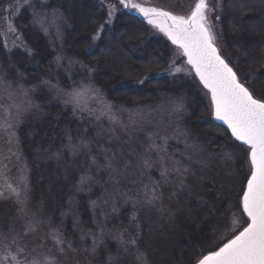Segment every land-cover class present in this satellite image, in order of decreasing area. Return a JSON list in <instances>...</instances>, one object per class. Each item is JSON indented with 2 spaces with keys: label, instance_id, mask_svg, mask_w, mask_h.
Instances as JSON below:
<instances>
[{
  "label": "rangeland",
  "instance_id": "obj_1",
  "mask_svg": "<svg viewBox=\"0 0 264 264\" xmlns=\"http://www.w3.org/2000/svg\"><path fill=\"white\" fill-rule=\"evenodd\" d=\"M98 1L107 6V13L109 5L126 11L122 9L119 0ZM211 2L214 7L216 1ZM150 3L171 10L174 14H183L193 5L194 0H150ZM36 6L39 7V0H36ZM52 8L56 7H48L47 10L51 12ZM12 11L15 12L16 9L13 8ZM215 15L212 16L213 21ZM63 16L66 17L64 14ZM31 19L29 13L21 19L22 22L17 21L19 17L16 18V31L9 33L7 37L4 35L7 24L0 27V45L7 44V48H0V80L10 82L0 84V192H3L0 196V242L5 233L11 239V227L16 233L23 234L19 242L27 244L29 249L35 247L37 254H56L52 235L58 234L65 249L69 243L77 249L71 255L80 264H137L135 246L126 243L132 239L136 240L140 251L146 253L148 264H190L193 248L207 249L213 241L219 243L221 239L226 242L230 238L229 233L242 223L240 213L234 206L238 184L229 189L227 182V191L231 197L236 196L232 197L231 203L223 205V200L228 199V196L217 195L216 200H220V203H210L212 214L203 219L207 223L205 231L209 236L203 242L205 247L200 241L195 243L191 240L188 242L191 253L189 250L190 256H187V251L183 248L181 251L180 241L174 236L186 229L185 223L184 226L179 224L180 214L184 211L188 215L190 210L180 205L187 202L185 193L199 203L206 197L200 189L201 185L204 188L212 185L213 179L217 184L220 172L224 176L225 171L232 169L236 180L247 173V164L241 159L243 148L238 151L232 142L220 141L216 137L214 141L206 139L213 136L194 132L186 123L189 119L187 115L178 116L172 111L171 101L183 96L186 113H193L192 104L198 96L193 97L186 90H176V86H173V89L160 92L155 99L134 101L131 104L118 103L95 83L93 73L90 72L92 67L81 59H76L67 50V18L60 22L59 34L56 27H51L47 35L38 25H30ZM26 28L38 36L34 40L41 38L52 52L51 60L41 73L27 75L25 70L11 61L10 55L14 50L21 54L30 49L26 69L33 73L35 70L32 68L39 67L32 55L34 48L25 37L29 35L23 31ZM149 29V34L142 39L143 44L135 43V40L128 41L132 46L131 52L139 57H143L142 48L154 34L167 39L150 25ZM169 46L172 48L169 62L175 59V67L183 68L184 71L175 72L171 69L169 72H160L156 78L165 75L182 76L191 83L198 84L202 90L200 98L205 99L209 105V94H206L194 74L186 75L188 66L185 59L174 56L178 50L176 46ZM169 62L165 68L170 67ZM63 76L67 79L65 84L62 82ZM89 84L99 89V94L85 98L84 109L78 108L73 114L72 104L65 106L63 103L65 94L73 88L79 89L81 85ZM147 87L152 89L154 85L148 83ZM109 103L114 105L111 112L104 107ZM53 105L59 107L55 116L65 113L63 121L52 115ZM204 113L206 112L202 109L192 115L191 119ZM208 120L219 127L211 116H208ZM5 122L15 126L6 130ZM46 122H53L54 129L58 125L60 133H55L51 140L47 139L45 144H51H44L43 151L33 149L30 153L22 152V139H33L32 136L40 129L34 130L41 128ZM199 124L207 125L205 122ZM27 126H31L29 130L34 133L21 138L19 129ZM210 130L212 129L207 131ZM10 131H15L18 142L14 139L11 144L8 143ZM43 135L45 134H41L40 140ZM226 135L229 139L230 133ZM226 152H232L233 158L225 159ZM145 160L152 167L146 168ZM31 166L44 173L40 179L49 178V174L55 178L57 190L54 195L62 194V203L60 199L58 205L52 198L49 206L41 198L34 199L33 192L41 191L38 184L35 183V189L32 186ZM161 168L167 169L166 177H161ZM181 179L184 180L183 187L180 185ZM25 184L27 191L24 190ZM154 184L159 198L149 205L145 201V192L151 196ZM12 188L18 191V196L12 192ZM20 201H24L23 205ZM19 207H23L24 211H18ZM83 213L85 215L81 219ZM233 220L237 223L233 224ZM195 223L199 227L200 223ZM28 225L34 230L25 232ZM94 240L95 252L92 251ZM2 255L0 252V256Z\"/></svg>",
  "mask_w": 264,
  "mask_h": 264
},
{
  "label": "snow or ice",
  "instance_id": "obj_2",
  "mask_svg": "<svg viewBox=\"0 0 264 264\" xmlns=\"http://www.w3.org/2000/svg\"><path fill=\"white\" fill-rule=\"evenodd\" d=\"M119 4L122 9L134 12L147 25L163 33L178 50L174 56L186 58L185 63L188 66L186 75L194 73L199 84L207 90L206 94H210L209 111L196 117V120L211 126V121L208 120V116H211L222 122L227 126L225 133H230L229 140L234 147L244 149L241 159L247 164V173L236 180L235 172L228 169L223 176V180L229 184V189L238 184L237 200L234 206L240 213L242 223L229 233L230 238H227L226 242L221 239L219 243L213 241L207 249L193 248L190 264H264V96H257L249 83V77H251V83L260 81L261 89L264 90V22L259 28L252 26L249 29L250 34L259 35V44L249 45L243 52L247 60L251 61L252 66H257L258 70L257 72L245 71L241 74L234 66L236 62L232 60L231 54L225 56L220 45L223 32L222 30L218 32L217 27L221 16L215 15V13L223 10L221 0H216L214 7L211 0H194L193 5L183 14H174L173 11L166 10L162 6L153 5L150 0L149 2L119 0ZM13 8L16 9L15 12L12 11ZM47 8V0H39V7L36 6V0H15V2L0 0V27L7 24L4 32L5 37L9 33H15V19L19 17L20 12L26 9L29 10L32 17L29 21L30 25H38L45 35L48 34L49 28L56 27L59 34L60 22L66 21V17L58 8H52L51 12ZM229 8L233 11L240 10L241 13L244 9L255 10L250 4L235 2L230 3ZM260 8L264 10V0H260ZM118 11L121 9H117L115 5H109L108 19L93 33L90 38L92 42L101 36L105 24L113 22ZM213 15H215V21L212 20ZM9 21L11 23H8ZM27 26L22 25V27ZM232 30L233 32L241 31L236 24L232 25ZM135 35V31L122 32L117 38V47L131 51L132 46L125 45L123 41L125 38L131 40ZM139 43L143 44L144 41L140 40ZM91 46L88 44L85 50ZM241 47L244 48V45ZM0 48H7V44L0 45ZM28 54L31 55L30 49ZM57 59L59 60L60 57ZM169 63V68L160 69L153 67V63L149 61L141 64L144 69L142 73L139 71L133 73L128 71L130 65L124 60L122 69L128 76L131 77L135 74L138 77L129 82L131 85L143 86L160 72H169L171 69H174L175 72L184 71L183 68L175 67L177 63L175 59ZM8 83L10 82L0 80V84ZM120 83L125 84V81ZM98 94L99 89H95L91 84L81 85L79 89L73 88L71 92L66 93L63 103L65 106L72 104L73 114H75L78 108L84 109L85 98ZM183 100V96L173 99L171 101L172 111L178 116L187 115L190 119L194 112L186 113ZM104 107L108 112H111L114 105L109 103ZM16 123L18 124L19 120ZM14 126L7 122L4 124L6 130ZM8 137L10 144L14 139L17 142L19 140L15 131H10ZM206 139L214 141L215 137H206ZM224 156L229 160L233 158L232 152H226ZM144 165L146 168L152 167L147 160L144 161ZM109 167H111V163H109ZM160 175L166 177L167 169L161 168ZM180 185L183 187V179H181ZM212 186L216 187L215 179L212 180ZM8 187L11 188V185ZM11 190L17 196L19 195L15 188ZM24 190L27 191L26 184ZM2 195L3 192H0V196ZM158 198L154 184L151 196L145 192V201L151 205ZM19 203L23 205L24 201ZM18 211L23 212V207H19ZM236 223L237 221L233 220V224ZM33 230L31 225L25 228V232ZM9 232L13 233L11 239L5 233L2 242H0V252L3 253L0 256V264H80V261L75 260L71 255L76 253L77 249L73 248L70 243L65 249L64 242L58 234L52 235L56 254H37L35 247L29 249L27 244L19 242L23 234L16 233L11 227H9ZM95 243L94 240L93 252H95ZM126 243L135 246L137 264H148L146 253L140 251L135 239ZM125 251H127V247Z\"/></svg>",
  "mask_w": 264,
  "mask_h": 264
},
{
  "label": "trees",
  "instance_id": "obj_3",
  "mask_svg": "<svg viewBox=\"0 0 264 264\" xmlns=\"http://www.w3.org/2000/svg\"><path fill=\"white\" fill-rule=\"evenodd\" d=\"M235 1L238 3L250 4L255 10L249 11L248 9H244L243 13H241L240 10L233 11L229 8V4ZM221 3L223 4V10L217 11L216 15L221 16L217 28L218 32L221 30L223 32V36L220 39V45L222 46L223 54L225 56L231 54L232 60L236 62L234 66L241 74H243L245 71L257 72V66H252L251 61L247 60V58L243 55V52L249 45L259 44L260 41L258 34L249 33V29L252 26L259 28L261 23L264 22V10L260 8V0H221ZM47 4L48 7H56L60 9L61 12L66 16L68 20V26L66 27L65 31L67 50L74 57H76V59H81L87 64V66L92 67L90 72L93 73V80L109 98L115 100L118 103L131 104L134 101L155 99L160 92L170 90L171 88L173 89V86H176L174 88L176 90L183 89L186 90L190 95H193V97L198 96L196 97L197 100L192 104L194 108L193 115H196L197 112H200L202 109L206 113L209 111L208 102L205 99L200 98L202 90L198 84H193L190 82V80L183 78L182 76L171 77L169 75H165V77L163 76L161 78L155 77L149 80L143 86L130 85L129 82L134 81L138 77L135 74L130 77L125 73V71H123L122 62L124 60H126L130 65L128 69L129 72L135 73L136 71H139L142 73L144 69L141 67V64L147 63L149 61L153 63V67L155 68H165L169 62V59L171 58L172 52V48L169 46L170 44L167 42V40L157 34H154V37L151 38L145 46H143V57H139L127 49L117 47V38L127 29H133L136 31L135 37L131 39L135 40V43L139 42L149 34V25H147L146 22H143L142 19L136 16L133 12L118 11L113 18V22L109 25H106L102 30L101 36L95 42H92L90 39L91 36L93 33H95L96 29L106 21L107 6H105L104 3L99 2L98 0H48ZM28 13L29 12L27 9L21 12L19 15V20L17 21L22 22L21 19ZM233 24H236L241 29V31L233 32ZM23 31H25V34H29L25 35V37L27 38L28 43H30V45H32L34 48V54L32 55L39 67H33L32 69L35 70L33 73L27 71L26 67L28 66L25 63H27L30 59L28 58V52L20 54V51L14 50V53L10 55L11 61L20 69L25 70L27 75L36 74L40 71L43 72L52 58V52L48 49L44 40L41 38L39 40H34L38 36L36 35V37L32 32H29L27 28ZM131 40L125 38L123 43L125 45H130L128 41ZM88 44H94V46H91L85 50ZM241 45H244V48H242ZM1 61L6 63L3 58H1ZM53 65H55V63H53ZM66 80L67 79L63 76V84L66 83ZM121 81H125V84H121ZM148 83L153 84L154 88L149 89L147 87ZM249 83L257 96H264V90L261 89L260 81L251 83V77H249ZM130 87H132V89ZM51 109L52 115L54 117H59V119L62 121L64 120L63 118H65V113L62 115L57 114L59 116H55V113H57V110H59L57 105H53ZM196 117H193L192 119L190 118L186 121V123L191 126L194 132H199L200 134L205 135L209 134L213 137L219 138L220 141H230L227 139L225 128L220 126L216 127V125L213 124H211V126L209 124L203 125V127L196 120ZM66 119H69V117H66ZM52 123L53 122H46L43 123L44 126L41 128H36L34 131L38 129L40 130L35 132V134L32 136L33 139L30 140L26 138L24 140L23 138L21 141L22 152L30 153V151L33 149L43 151L45 146L50 145L51 142L45 144L48 142L47 139L51 140L52 136L59 132V126L57 125V127L54 129L53 126L55 125H52ZM30 128L31 126L21 127L19 129L20 137L22 138L23 135L25 137L27 134L32 135L34 131L30 132ZM208 129L212 130L209 132L207 131ZM42 133L45 135H43L42 140H40ZM56 138L59 139L60 137ZM235 149L238 150L239 148ZM31 169L33 177L32 186L35 189V183L38 184L37 186L41 191L40 193L36 191L33 192L32 196L34 199L41 198L46 201L47 205L49 206L51 204L52 198L54 199L55 203H58V205L60 204V199L62 203V194L55 193L54 195V192L57 190L55 178L49 174V178L40 179V176H42L44 173L40 172L39 169L35 170L34 166H31ZM226 184L227 183H225L223 180L222 172H220L216 187L207 185L204 188V186L201 185L200 189L205 193L203 194V196H206L204 198L205 200L201 199V201L197 203L187 193L184 194L187 198V202H183L180 205L183 206L184 209L188 208L190 210L192 209V211L189 210L188 215L184 214V211L180 214L179 224L184 226L183 224L185 223L186 229H184L182 232H177L174 236L180 241L179 244L181 245V251L182 248L187 251V256H190V247L188 246V242L192 240V242L198 243L200 241L201 244H203L202 246L205 247L203 242L209 239L208 233L205 231V228H207V223L203 222V219L204 216L212 214L211 207H209L210 203H212V205L218 202L220 203V200H216L217 193H219V195L228 196V199L223 200V205L226 203H231L233 200L232 197L235 198L236 195H232L231 197L230 192L227 191L228 188L226 187ZM198 195H200L202 198V194L199 193ZM56 199L59 200V202H57ZM176 204L178 205V203ZM223 205L221 206L223 207ZM219 212L221 211H218V213ZM84 215L85 214L83 213L81 219H83ZM218 216H220V214ZM216 219L218 220L219 218ZM187 220H193V222H188ZM195 222L200 223L199 227H197ZM193 239H195V241ZM177 248L178 247L175 248V254L177 252Z\"/></svg>",
  "mask_w": 264,
  "mask_h": 264
},
{
  "label": "water",
  "instance_id": "obj_4",
  "mask_svg": "<svg viewBox=\"0 0 264 264\" xmlns=\"http://www.w3.org/2000/svg\"><path fill=\"white\" fill-rule=\"evenodd\" d=\"M185 60H186V58H185ZM198 79V78H197ZM206 90V89H205ZM215 120V119H214ZM217 123H219V124H221L222 126H224V127H227L226 125H223L222 124V122H220V121H217V120H215Z\"/></svg>",
  "mask_w": 264,
  "mask_h": 264
}]
</instances>
